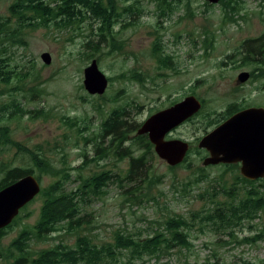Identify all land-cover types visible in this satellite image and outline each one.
Segmentation results:
<instances>
[{
	"label": "rangeland",
	"instance_id": "obj_1",
	"mask_svg": "<svg viewBox=\"0 0 264 264\" xmlns=\"http://www.w3.org/2000/svg\"><path fill=\"white\" fill-rule=\"evenodd\" d=\"M14 1L0 0V17L10 18L12 25L17 21L9 11ZM205 2L180 0L171 13L163 15L161 0H116L120 10L132 5L136 13L125 16L127 12L120 11L125 17L117 18L114 35L108 34L106 39L97 35L102 24L92 14L68 26L52 22L50 26L27 27L19 32L25 43L14 42L10 35L0 44L2 54L9 59L7 62L10 61L21 75H26L23 80V76L15 79L13 85L23 87L15 95L22 107L46 113L44 116L26 114L6 122L14 140L43 151L60 172L58 176L42 174V188L57 179H66L64 189L71 191L103 170L127 173L129 158H120L112 149H105L98 158L95 153L96 145L104 148L109 145V139L99 136L103 122L114 108L128 107L130 123L142 125L155 112L188 95H195L204 105L200 115L168 136L191 144L185 165L170 169L155 152L153 159L145 163L149 171L145 181L137 178L123 185L113 178L105 193L89 192L81 200L83 219L79 226L63 228L42 238L34 229L43 204V198L37 195L21 210V218L14 228L1 239L0 262L11 263L19 255L10 244L23 229L31 231L28 252L34 257L40 250L59 243L74 246L81 236H88L99 246L114 243L117 232L137 238L139 235L143 238L154 236L165 230L169 218L182 216L190 222L187 228L192 242L190 247L178 246L159 257L146 255L142 259H133L129 250H119L117 261L111 264H264V240L258 239L264 232V209L258 218L236 228L234 238L229 230H215L210 223L201 221L205 211L215 208L211 199L225 204L232 201L224 191L234 185L239 189L235 190L238 200L253 187L264 196V179L245 184L237 180L241 175L239 169L232 172L215 165L205 166L208 176L204 181H196L200 175L197 167L204 166L203 153L198 152L199 138L214 128L208 126L205 132L206 115L212 112V121L221 118L233 102L243 106L264 105L261 87L264 79L258 76L251 82H238L241 72L257 66L251 61L243 64L241 45L245 39L264 34V0H240L241 7L233 19L226 18L222 4L208 7ZM207 29L213 31L214 39L213 47L206 49L204 32ZM156 42L162 45V50L154 49ZM43 52L51 54L50 64L41 58ZM161 54L171 56L170 66L160 68L158 57ZM245 54L251 59L249 52ZM93 59L98 60L100 69L110 78L103 95H90L84 87V69ZM135 73H140L143 80L132 78ZM32 87L36 88L34 94L30 91ZM2 88L0 103L11 100L13 95L9 94L11 86L3 85ZM137 130L130 133L127 143L137 149L135 155L143 153L134 139ZM0 161L31 166L26 154L10 145L0 149ZM38 173L35 168L33 174ZM67 174L69 177H64ZM139 183L142 185L135 190L142 189L143 195L138 200L126 199V192L131 189L128 192H133ZM185 185L189 190L182 196ZM208 191L213 195H207ZM246 237L256 240L242 242Z\"/></svg>",
	"mask_w": 264,
	"mask_h": 264
},
{
	"label": "trees",
	"instance_id": "obj_2",
	"mask_svg": "<svg viewBox=\"0 0 264 264\" xmlns=\"http://www.w3.org/2000/svg\"><path fill=\"white\" fill-rule=\"evenodd\" d=\"M176 2L179 3V1L161 0L160 9L162 14L165 15L168 11V14L171 13L175 8ZM219 3L222 4L224 14L228 19H233V15L241 7L240 0H220ZM164 4L167 8H165ZM205 5L208 7L211 6L207 1ZM120 9L117 6L116 0H15L9 7L11 16L17 20L15 25L11 24L10 18L0 17V44L5 43V39L10 37V35L14 42L25 43L26 40L19 32L27 27L50 26L52 22L58 26H68L71 23L74 24L76 21L81 22L86 18H90L92 14L97 19H100L102 24L98 28L99 32L97 35L101 39H106L108 34L110 36L114 35L113 27L118 23L117 18L123 15L120 11L127 12L125 16L136 13V7L132 5L122 8V10ZM128 18L131 19V17ZM204 33L206 35L204 39L205 48H212L214 39L213 31L207 29ZM241 48L244 53L245 63L243 64H247L248 55L246 56L245 53L249 52L251 54V62L257 65L253 69L254 74L255 71L259 70L261 72L260 75H264V34L257 38L245 39L242 42ZM154 49L162 50V45L156 42ZM159 57L160 68L170 66V55L161 54ZM7 59L6 55L2 54V48L0 46V95L3 93V85L11 86L9 94H13L11 100L0 103V149H4L8 145L18 148L26 154V157L31 162V166L14 165L11 162L0 161V174L2 175L0 189L27 174H33L35 168L39 170V173L35 175L40 182L42 180V174H53L54 176L60 174L51 164L49 156L44 154L43 151L28 148L11 137L10 128L6 122L11 121V119L22 118L26 114H41L44 116L46 113L42 110H30L22 107L15 95H17L18 91H22L23 87L20 84L13 85L15 79L20 80V77L23 76V80L26 75H21L20 71H16L11 62H7ZM132 78L139 81L143 80L140 73L133 74ZM30 91L34 94L33 91H36V88L32 87ZM244 107L236 102L230 103L227 112L221 118L213 119V121L210 119V113H212L210 112L209 115H206L208 121L205 125V132L208 131L206 129L208 126L214 127L218 125L222 120ZM201 111L193 119L200 115L202 113ZM129 117L130 111L128 107L122 106L114 108L103 122L102 133L99 136L103 139H109V145L106 148L96 145L95 148L97 158L101 157L100 153L105 149L114 150L122 159L129 158L127 173L122 175L116 174L112 170H103L100 174L89 177L81 186L71 191L64 189V180L66 179H57L48 187H43L39 194L43 198V204L40 209L39 219L34 225L35 234L38 237L49 236L63 228L72 229L74 225L79 226L83 219L81 215V200H84L89 192H92L94 195L105 193L106 187L113 178L123 185H128V183L135 181L137 178L140 181H145L149 177V171L145 168V163L152 160L155 156L154 145L150 142L147 135H136L134 139L139 142L140 149L143 153L138 155L134 154L137 149L129 144L127 145V143L130 139V133L138 129L140 124L130 123ZM114 143L115 146L112 147ZM198 152L203 153L201 156V159H203L206 153L200 151V149ZM84 155L86 157L87 154ZM188 157L189 154L183 163L177 166H170V169H174L183 164L185 165L188 162ZM221 166L225 170L232 172L239 169L238 164H223ZM197 169L200 175L196 181H204L208 176L205 173L206 167L199 166ZM64 177L68 178L69 175H64ZM237 180L245 184H255L257 182L241 175L237 176ZM261 180L263 179H259L258 181ZM137 185L134 187L133 192H128L132 189L126 192L128 194L126 199L138 200V197L143 195L142 189L135 190L142 184L139 183ZM214 188L212 187V190ZM256 189V187L247 189L246 196L240 200L237 199V191L235 190L239 191V189L236 185L233 188L231 187L230 190H225L224 192L232 201L225 204L211 199L216 204L215 208L210 212L205 211V215L201 217V221L210 223L215 230H229L228 233L234 238L236 228L258 218L260 211L264 209V196ZM176 190L179 193L183 191L181 194L185 196L189 189L185 185L181 191L178 188ZM214 192L217 193V191ZM207 195H213V193L208 191ZM201 196L204 197L205 195L203 194ZM27 215H30V213ZM20 218L21 216L18 215L10 225L0 229V241L9 230L14 228ZM165 224V230L156 233L154 236L143 238L139 235L137 238L131 234L117 232L114 243H107L101 246L95 244L88 236H81L74 246L59 243L47 249L40 250L37 254L33 255L34 257L28 252V242L32 237L31 231L23 229L18 237L10 244V247L18 251L19 255L9 264H111L117 261V257L121 254L119 250H129L133 259H142L146 255L149 257H159L162 253L178 246L190 247L192 245L189 237L190 234L187 231L190 222L187 219L182 216L171 217ZM258 239L264 240V232L258 235ZM255 240L256 238L246 237L242 239V242L253 243ZM237 242L240 243L241 241L238 240ZM11 254L14 256V252H11ZM244 264H247V262Z\"/></svg>",
	"mask_w": 264,
	"mask_h": 264
},
{
	"label": "water",
	"instance_id": "obj_3",
	"mask_svg": "<svg viewBox=\"0 0 264 264\" xmlns=\"http://www.w3.org/2000/svg\"><path fill=\"white\" fill-rule=\"evenodd\" d=\"M178 1V0H170ZM218 4L220 0H204ZM44 63L52 61L49 52H43ZM250 78L248 71L238 75V82ZM84 87L90 95H103L109 86V77L100 69L97 59L84 69ZM202 108L201 100L188 95L172 106L149 116L137 130L138 135H147L154 151L170 166L181 164L190 150V143L181 138H168L170 133ZM199 148L208 155L204 166L220 163H241L242 176L250 180L264 178V107L251 106L241 109L225 119L201 137ZM42 190L35 174H27L0 189V229L10 225L20 210L30 203Z\"/></svg>",
	"mask_w": 264,
	"mask_h": 264
},
{
	"label": "flooded vegetation",
	"instance_id": "obj_4",
	"mask_svg": "<svg viewBox=\"0 0 264 264\" xmlns=\"http://www.w3.org/2000/svg\"><path fill=\"white\" fill-rule=\"evenodd\" d=\"M249 60V61H248ZM248 60H247V64L248 63H250V61H251V59H250V57L248 58ZM244 71H248V70H244ZM249 73H250V78L246 81V82H251L253 79H257V78H261V80L262 79H264V75H260L261 74V72L259 71V70H257V71H255V74H254V71L253 70H251V71H248ZM259 76V77H258ZM245 82V83H246ZM240 84H243V83H240ZM239 86V85H238ZM240 87H242V86H240ZM261 87H262V89L264 90V81L262 82V85H261ZM202 101V100H201ZM202 103H203V101H202ZM172 106V105H171ZM253 106H256V105H253ZM262 105H260V106H257V107H261ZM247 107H251V106H245V108H247ZM263 107H264V105H263ZM242 109H244V108H242ZM193 120V118H190V119H188L187 121H185L183 124H185V123H187V122H190V121H192ZM183 124H181L180 126H182ZM179 126V127H180ZM215 127V126H214ZM178 129V127L176 128V129H174V130H177ZM173 130V131H174ZM172 131V132H173ZM171 132V133H172ZM171 133H170V135H171ZM169 138V137H168ZM190 148H191V144H190ZM200 149V151H203L204 153H206V155H205V157L208 155V151L206 150V149H203V148H199ZM223 164H225V163H220V164H218L217 166H220V165H223ZM234 164H238L239 165V170L241 169V163H234ZM259 179H257V180H255V181H258ZM2 259V257L0 258V260ZM10 263V262H9ZM9 263H4V262H0V264H9Z\"/></svg>",
	"mask_w": 264,
	"mask_h": 264
}]
</instances>
